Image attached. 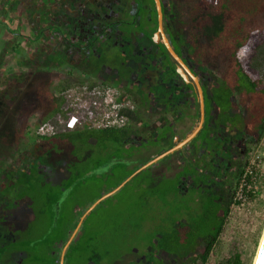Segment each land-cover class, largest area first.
Instances as JSON below:
<instances>
[{
	"label": "flooded vegetation",
	"instance_id": "af4514ba",
	"mask_svg": "<svg viewBox=\"0 0 264 264\" xmlns=\"http://www.w3.org/2000/svg\"><path fill=\"white\" fill-rule=\"evenodd\" d=\"M209 1L216 3V0ZM161 4L163 33L169 45L197 78L203 98L207 96L211 101L214 95H219L220 103L211 101V105L205 107L204 101V121L198 135L166 157L176 156L174 173L157 177L150 172V176L154 180L163 177L173 180L174 191L169 198L186 205L190 213L204 205L215 209L213 204H216L223 209L225 203L232 200L240 174L264 132V125L260 121L257 127L253 126L248 107L240 106L235 99L231 98L232 104H228L231 108L225 111L222 65L219 64L218 75L207 59L196 62L197 52L176 35L175 0H161ZM153 9L154 3L151 6L149 0H0V264L61 263L64 245L85 209L94 202L80 208L74 195L65 196L64 183L54 185L53 178L64 176L69 163L76 166L74 162L79 157H86L93 172L106 174L102 183L97 181L101 188L116 178L113 173L116 162L107 158L113 151L111 145L103 151L92 142L88 153L78 151L64 156L52 142L42 141L49 137L40 136L39 125L30 123L33 113L29 112L31 105L27 106V94L21 100L17 97L14 107L5 104L13 93L7 89L11 86L9 82L18 83L22 89L27 85L32 87L29 93L36 94L41 107L39 119L45 113L43 105L51 102L46 93L57 96L63 85L92 78L97 83L114 86L123 99L133 104L131 111L136 110L143 122L151 124L146 135L141 133V126L130 119L121 128L123 132L116 148L124 157L122 163L127 161V146L134 145L141 150L146 142L159 138L153 149L165 146L161 148L163 152L184 139L197 125L196 86L169 54L162 38L154 37L157 16L154 17ZM208 66L210 68H206ZM27 81L26 86H22L21 83ZM194 116L196 119L192 121ZM160 118H163L161 123L153 126ZM262 118L264 120V116ZM4 122L10 124V132L3 129ZM248 126L253 127L252 131ZM180 132L182 137H179ZM92 155L104 158L90 162ZM41 187L47 192L43 193L44 208L37 212L36 221L29 220L18 230L3 225L10 200L7 195L18 189L27 191ZM53 192L55 196L48 195ZM95 209L70 242L62 264H81L79 251H91L92 240L86 248V238L94 232V221L90 217ZM181 213L185 215V210ZM71 245L75 250L73 260L71 255L68 257ZM173 260L171 257L164 264H175Z\"/></svg>",
	"mask_w": 264,
	"mask_h": 264
},
{
	"label": "trees",
	"instance_id": "16d2710c",
	"mask_svg": "<svg viewBox=\"0 0 264 264\" xmlns=\"http://www.w3.org/2000/svg\"><path fill=\"white\" fill-rule=\"evenodd\" d=\"M213 2L175 0L176 18L173 22L176 35L195 52L203 50L201 55L196 56L198 59L196 62L207 59L208 65L212 66L211 69H214L218 75L220 74L219 64L222 65L224 70V73H221L222 99L227 106L225 111L231 108L228 105L232 104L231 98L235 99L240 106L248 107L254 119L251 121L253 126L257 127L260 121L263 122L261 125H264L262 118L264 116V78L258 76L259 72L264 70V22L262 25L257 24L258 17L262 16L264 19V0H216V3ZM150 3L153 6V0H150ZM153 13L155 17L154 9ZM241 50L245 53L243 58L238 55ZM215 56H217L216 59ZM69 85L59 87L57 96L52 92L46 93L51 102L47 106L43 105L42 110L45 113L38 125L48 120L55 122L56 119L51 120V118L56 115L65 117L61 92ZM218 98H220L219 95H214L211 101L219 104ZM204 101L205 107L211 105L207 96ZM127 116L135 125L141 126L142 132H140L143 135L147 134L151 124L143 122L144 120L136 110L128 111ZM162 119L154 122L153 126L157 127ZM251 128L253 129L252 126H248L249 131H252ZM122 132L123 130L114 128L104 130L61 128L56 135L52 136L59 137L60 144L56 148L62 146L73 149L72 153H69L70 156L78 152L75 151L77 141L87 146L93 142L94 147L101 148L103 151L111 145L113 151L107 158L114 159L116 162L113 168L116 178L108 183L107 187L103 188V193L98 194L93 201L115 188L141 165L131 163L132 157L140 149L134 145L127 146V161L122 163L124 157L116 148ZM158 139L145 143L141 148H151L149 144L158 143ZM158 154L160 152L150 155L147 160H151ZM74 163L76 166H72L71 163L67 165L64 192L75 185H89L95 181L102 183L106 176L103 172H93L86 157H79ZM142 172L131 180H137L142 174H148L146 179L131 187V194L133 196L138 194V202L126 218L121 213L111 215L109 210L110 204L113 206L118 203L115 202V196L121 190L95 209L94 215L90 217L94 221V232L90 237L86 235L88 236L86 248L92 240L90 244L92 249L89 253L88 249L87 252L79 251L80 263L89 261L92 264H164V257L169 256L174 259L175 264H207L223 232L233 196L231 201L225 203L223 209L221 206L218 208L216 204H213L216 210L204 205L200 210L190 213L186 205L169 198V194L174 191L173 180L165 177L154 180L150 176L149 168ZM242 174L243 171L240 177ZM247 181H251V177H248ZM138 187L140 188L137 189ZM247 195L252 196L251 193ZM65 196L67 198L73 196L72 189ZM149 199L154 203L149 202ZM108 204L109 207L106 208ZM182 210H185L183 216ZM139 212L140 215L135 218ZM118 241L122 242V246L119 247ZM113 248L116 250H112ZM74 253V245H71L68 257L71 255L72 260ZM219 264H242L240 254L234 252L231 258Z\"/></svg>",
	"mask_w": 264,
	"mask_h": 264
},
{
	"label": "rangeland",
	"instance_id": "374dc122",
	"mask_svg": "<svg viewBox=\"0 0 264 264\" xmlns=\"http://www.w3.org/2000/svg\"><path fill=\"white\" fill-rule=\"evenodd\" d=\"M261 18L262 16L258 17L257 19L258 25H262L264 22L263 21L264 19L262 18L261 20ZM150 34L151 31H149V35ZM197 54L199 55L200 52H197ZM244 54H245L244 50H241L238 55L240 58H243ZM217 63L219 62L217 61ZM206 68H210V67H206ZM212 70L214 71V69ZM258 76L264 78V70L259 72ZM28 82L29 81L21 84L22 86H26ZM9 83H11V86L10 85L7 86V89L11 90L13 93L11 96L8 97V99H6L5 104H12V107H14L15 105L13 104L14 102H16V99L19 98V100H21L27 94V98H28L27 106L31 105L29 112L33 113L32 117L34 118L30 120V123L35 124L34 126H36V124H38L42 119V117L39 119V116L41 114L39 113L41 112V107L39 101L36 99V94L29 93L32 87H28L27 85V88L25 87V89H22L18 87V83L16 82L14 84L13 82H9ZM124 100L127 99L124 98ZM56 117L57 115L51 118V120H54V118ZM195 119L196 118L194 116L192 121H195ZM8 122H6L7 124L5 122L3 124L4 125L3 129L5 130V128H7L6 129L7 131L5 130L6 132H10L11 129V126ZM5 124L8 127H5ZM185 132L186 131H184L183 133ZM183 133L181 132L178 133L179 137H182ZM41 140L47 143L52 142L53 147L54 146L56 147L60 144L59 137L43 138ZM150 141L151 140H149V142ZM173 141L174 140L172 139V143ZM149 145L151 146V148H141V150L140 149L138 150L136 157L131 160L132 164L142 165L143 162L150 157L149 155L159 153L161 152V150H163L161 148L165 147V146L164 147L157 146L156 148L153 149L154 146L153 142L150 143ZM88 148H91L89 144L87 146L79 141L75 143V151H80V152L83 151L84 153H88L89 150ZM56 149H59V151H61L64 156H68L69 153H72L73 150L69 148L67 149L63 148L62 146ZM92 156H93L92 161L90 162H93L101 157V156L95 157V155ZM103 158L104 157H101V160H103ZM255 158H256V170H255L256 180L254 181L255 188L251 193L252 196L249 197V202L243 207L234 208L231 206L229 210V214L225 220L223 232L218 240V243L215 245L210 258L208 259L207 264H219L225 261L226 259L231 258L234 252L240 254L242 264H254L255 257L257 255V251L259 249V245L264 233V132L260 140L256 143L253 152L250 154L246 162V165L243 168V171L247 167L248 163ZM175 164H176V156L165 158L159 161L156 165H153L150 169V172L152 173L153 176L168 177L172 175L176 170ZM170 168L172 169V171L170 170ZM147 176L148 174H142L137 180L130 181L125 188L121 189V191L115 196V200H116L115 202L118 203H116V205L113 206L110 204V207L109 204L106 206V208L109 207L111 215H115L116 213H121L123 217L126 218L127 214H129L130 211L134 210L135 204L138 202V194L133 196L131 194V187L135 186L134 184H137L138 182L140 183L141 181L146 179ZM64 178L65 175L64 176L61 175L60 177L56 176V178H53L55 180L52 181H55L54 185L57 187L61 183H66ZM101 187L102 186H99V184L96 181L89 183V185L87 184H83L80 186L75 185L71 189L76 199V203L78 204L79 207H83L91 203L98 194L103 193V188ZM69 191L67 192L69 193ZM44 192L47 191L45 190ZM44 192L41 187L35 190L29 189L27 191L26 189L25 191L24 189L23 190L18 189L16 192L8 194L7 196L9 197L10 200H8L9 202L7 201V205H6L7 209L5 210V217H4L5 223L3 225H7V227L11 230H18L20 227L27 225L26 223L29 220L36 221L35 217L37 216V212L40 209L44 208V204H43L45 198V195L43 194ZM67 192H65V194ZM48 195L55 196V193L53 192ZM20 197L23 199H21ZM148 201L154 203V201H151L150 199ZM139 215L140 212L135 218H137ZM114 241H116V239ZM118 244L119 247L122 246L121 241H118ZM112 250H116V249L113 248ZM124 259L126 260V258ZM170 259L171 257H165L164 261H169Z\"/></svg>",
	"mask_w": 264,
	"mask_h": 264
},
{
	"label": "built area",
	"instance_id": "2783aa9c",
	"mask_svg": "<svg viewBox=\"0 0 264 264\" xmlns=\"http://www.w3.org/2000/svg\"><path fill=\"white\" fill-rule=\"evenodd\" d=\"M65 117L58 116L55 122L50 120L39 124L40 136L52 137L62 128L76 129H121L129 117L127 112L134 109L129 100H124L119 91L111 85L95 82L92 78L70 84L61 92ZM256 158L244 169L235 189L232 207L240 208L249 202L248 193H252L256 180ZM251 177V181L247 178Z\"/></svg>",
	"mask_w": 264,
	"mask_h": 264
},
{
	"label": "water",
	"instance_id": "95a60500",
	"mask_svg": "<svg viewBox=\"0 0 264 264\" xmlns=\"http://www.w3.org/2000/svg\"><path fill=\"white\" fill-rule=\"evenodd\" d=\"M154 3V8L156 11V16H157V32L154 34V37H156V39H158V37L162 38V42L165 46V48L167 49V51L169 52V54L179 63V65H181V67L186 71V73L192 78V80L194 81V84L196 86V90H197V101L199 103V118H198V123L195 126V128L193 129V131L191 133H189L184 139H182L179 142H175L176 144L174 146H172L171 148L161 152L160 154H158L157 156H155L154 158H152L151 160H149L148 162H146L143 165H140L136 170H134L128 177H126L121 183H119L115 188H113L112 190L104 193L102 196H100L97 200H95L92 204H90L85 211L83 212L82 216L79 219V222L76 226V228L74 229L71 237L69 238V240L67 241V243L64 245L63 247V251H62V255H61V263L63 262V258H64V253L67 249V247L69 246L70 242L72 241L73 237L75 236V234L77 233L78 229L81 227L83 221L86 219V217L98 206H100L101 203H103L106 199L112 197L113 195H115L116 193H118L128 182H130L137 174L141 173L142 171H145L146 169L150 168L151 166L155 165L156 163H158L159 161L165 159L166 157H168L169 155H171L173 152L182 149L184 146H186L187 144H189L200 132L202 125H203V121H204V98H203V92L202 89L200 87V84L197 80V78L192 75L190 73V71L186 68V66L183 64L182 60L177 56V54L173 51V49L171 48V46L169 45V42L167 40V38L165 37L164 33H163V27H162V23H163V12H162V4H161V0H153ZM178 72L184 77L186 78L187 76L183 73V70L181 68H178ZM255 264H264V240L262 242L261 248L259 250L258 256H257V260Z\"/></svg>",
	"mask_w": 264,
	"mask_h": 264
},
{
	"label": "bare ground",
	"instance_id": "6f19581e",
	"mask_svg": "<svg viewBox=\"0 0 264 264\" xmlns=\"http://www.w3.org/2000/svg\"><path fill=\"white\" fill-rule=\"evenodd\" d=\"M263 240H264V233H263V236H262V239H261L260 245H259V249H258V251H257V255H256V257H255L254 264L256 263L257 256H258V253H259V250H260V248H261V245H262Z\"/></svg>",
	"mask_w": 264,
	"mask_h": 264
}]
</instances>
